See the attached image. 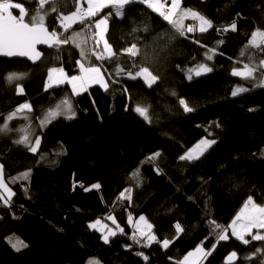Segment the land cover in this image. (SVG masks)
Returning a JSON list of instances; mask_svg holds the SVG:
<instances>
[{
	"label": "trees",
	"instance_id": "obj_1",
	"mask_svg": "<svg viewBox=\"0 0 264 264\" xmlns=\"http://www.w3.org/2000/svg\"><path fill=\"white\" fill-rule=\"evenodd\" d=\"M12 2L27 9L26 22L38 6L37 0ZM180 4V10L199 12L213 27L180 35L145 0L125 5L121 16L109 5L86 22L93 25L88 30L93 32L95 22L107 17L106 37L118 53L134 42L142 49L147 46L149 56L156 49L160 58L150 66L161 80L152 87L118 72L117 65L125 72L135 71L127 55L81 61L80 49L71 43L61 47L59 56L54 47H41L36 62L0 56V124L19 105H32L31 112L25 110L9 122L13 131L0 133V163L13 190L8 203L0 198V264H89L93 258L103 264H183L191 250L200 246L209 250L213 245L211 255L199 264H229L232 252L237 258L231 264H260L264 259L252 255L264 250V241L247 235L250 243L244 244L230 232L227 241L217 243L209 227L214 220L227 228L249 196L264 205V87L256 86L258 80L232 74L245 64L257 66L264 60V51L249 46L253 31L264 30V0H181ZM73 10V0H62L61 11ZM12 12L18 15L19 10ZM55 17L48 15L45 24L62 36L86 27L76 23L64 33ZM185 21L186 26L198 22L191 17ZM233 22L236 31L223 30ZM162 45L166 47L160 52ZM92 47L89 37L87 48ZM78 61L101 66L108 77L107 90L94 87L74 95L68 82L45 90L50 69L76 75ZM201 64L213 70L199 76L189 73ZM10 73L26 75L9 83ZM254 75L259 78L261 71ZM18 84L23 93H18ZM238 85L250 90L232 96ZM66 97L73 102L76 117L58 116L41 127L47 111ZM179 99L194 111L185 112ZM137 105L149 109L152 123L134 111ZM22 128L30 140L40 139L36 153L15 143L23 135L17 129ZM204 136L216 144L198 160H181ZM155 152L161 156L149 161ZM28 170L29 178H21ZM137 170L139 184L133 178ZM94 184L100 188H92ZM125 189L132 190L131 199L120 197ZM109 215L115 216L123 233L117 231L105 243L102 232L90 225ZM131 215H145L157 241L173 243L167 248L157 242L146 246L147 238L129 222ZM177 223L182 233L177 234ZM134 233L141 243L132 239ZM10 240L27 246L16 251Z\"/></svg>",
	"mask_w": 264,
	"mask_h": 264
},
{
	"label": "snow or ice",
	"instance_id": "obj_2",
	"mask_svg": "<svg viewBox=\"0 0 264 264\" xmlns=\"http://www.w3.org/2000/svg\"><path fill=\"white\" fill-rule=\"evenodd\" d=\"M85 0H73L74 10L68 14L61 11L62 0H37L38 6L34 10V14L29 16V22H25V16L28 15L27 9L21 3H13L12 0H0V56L5 57H27L33 62L40 60L42 53L37 50V45H48L49 47H54L57 50V56H59V50L63 45L73 44L80 49L81 61H88L89 57H94L97 60L104 59H118L119 56L127 55L130 60H132V67L135 71L125 72L122 67L117 65L118 72H123L131 79L141 78L148 87H152L161 77L158 73H154L151 70V63H155L159 60V54L156 49H152V55L149 56V50L147 46L142 49L138 43H131L129 46L116 52L112 45L108 42L106 38L107 32V17L100 19L95 22L94 28L97 31L89 32L88 30L93 27L91 23H86L89 17H95L103 8L109 5L116 9L115 15L121 16L123 14V9L125 5L134 3L135 0H86L87 7H84ZM150 7H153L156 11L160 12L165 20L169 22L171 27L175 32L180 35H184L186 32L191 33L194 31L192 26H186L184 20L191 17L199 22V31L205 32L209 28L213 27L212 21L204 17L199 12L192 9H184L182 11H177L180 7L181 0H170L171 10L165 13L161 11L164 7L163 4L159 3V0H146ZM47 6V7H46ZM18 9V15H13L11 9ZM56 14V20L59 21V25L64 33H69L73 25L79 23L81 25H86L84 31H71L69 35L62 36V34L57 33V31H49L45 24V19L48 15ZM229 28L232 31L237 30V24L233 22L230 26L224 28V31H228ZM91 38L93 41V47L91 49L87 48V40ZM249 46L264 51V30L256 29L251 34L249 41ZM166 45L159 46L160 52H163ZM244 55V52H242ZM137 58H140L137 60ZM211 59V57H209ZM251 59V58H250ZM78 61L81 75L68 76L64 72L63 68H52L48 73V81L45 86L47 91L55 85H59L68 82L72 86V92L74 95H79L81 92L87 91L88 87L93 84H101L105 90L108 88V83L104 79V75L101 73L100 66H92L89 63L88 67H85V63ZM147 62V63H146ZM213 69L208 67L206 64H201L198 66V70L190 69L189 73L195 71V75L199 76L203 72H211ZM258 70L261 71V75L257 78L254 73ZM57 74V75H53ZM232 74L234 76H240L246 80L257 81V87H264V60L260 61L257 66L250 67L248 64L243 66V69H234ZM24 73H10L7 76L9 83L14 81H19L25 78ZM189 80L193 77L191 74L187 76ZM250 89L246 87H237L232 91V96H237L240 93L248 92ZM18 93H23L24 89L21 85H17ZM175 95V93H172ZM179 104L183 107L185 112H192L194 108L190 107L189 104L184 99H179ZM27 110L32 111V105L29 103H24L19 105L13 112L8 114L6 120L3 124H0V133H8L13 131L9 127V122L16 118L18 114ZM147 123H152L151 116L149 115V109L147 107H142L137 105L134 109ZM58 116H63L65 119H74L76 117V111L73 107L70 98H64L59 104L54 108L49 109L45 114L44 119L41 120V127L46 126L47 123H51ZM220 125L217 124V127ZM23 133L20 139L16 140L15 143L23 144L29 149V151L36 153L39 145L40 139L37 137L34 141L30 140L29 133L27 129H17ZM214 144H216L215 139L204 138L201 139L193 148L187 150L183 156L180 157L181 160L195 161L200 159ZM160 152H155L148 158L149 161L155 160L160 157ZM4 165L0 163V188H4L9 192L8 199L11 198L13 193L7 188L4 182ZM159 171V169H157ZM30 176V170L21 174V178L27 180ZM133 178L139 184L141 177L139 170L133 173ZM15 179V178H13ZM82 187V185H81ZM92 188L99 189V184L92 185ZM88 190V189H86ZM131 189H125L124 192L120 194L123 199H131ZM127 193V195H125ZM7 203V201H5ZM113 223H116L115 218H111ZM132 217L129 216V221L131 222ZM139 220L143 222L144 227L139 228L140 237H146L148 244L150 246L151 242L162 243L163 247L167 248L169 244L173 243L172 240L164 239L162 242L157 241V237L152 234L153 225L147 222L146 217L140 216ZM96 224H100L97 220ZM96 224L90 225V227H95ZM209 227L212 228L213 233L216 236L217 243L221 241H227L229 237V230L231 235L236 237L238 240L242 241L244 244H249L250 241L246 239V235L251 236L253 241H264V233L256 231L253 233V229H264V205L258 204L254 199L249 196L244 206L241 208L240 212L237 214L235 219H233L231 225L227 228L217 224L214 220L209 221ZM119 228V225H117ZM177 234L184 231L183 227L177 223L175 225ZM120 233H123V229L119 228ZM117 233L115 231L109 230L107 234L103 236L104 242H109L110 236H115ZM132 239L136 243H141V240L137 238L135 233ZM10 243L11 240L9 241ZM27 245L22 242L12 243V247L16 251H20L21 247H26ZM215 245L212 249L205 250L202 246L197 247L195 253H189L188 256L184 258V264H189V258L194 255H199L202 257L210 256L214 250ZM264 255V250L257 249L253 256ZM137 255L143 256V253H137ZM144 260L147 261L148 257L143 256ZM237 258V253L232 252L227 260L229 264ZM251 257H246L245 259H250ZM89 264H99L98 261H89ZM260 264H264V259L261 260Z\"/></svg>",
	"mask_w": 264,
	"mask_h": 264
},
{
	"label": "rangeland",
	"instance_id": "obj_3",
	"mask_svg": "<svg viewBox=\"0 0 264 264\" xmlns=\"http://www.w3.org/2000/svg\"><path fill=\"white\" fill-rule=\"evenodd\" d=\"M181 5V4H180ZM171 8V7H170ZM11 11H12V9H11ZM177 11L179 12V10L177 9ZM195 11V10H194ZM197 12V11H196ZM189 26H192L193 28H194V31L195 30H199V22H193V23H189L188 24ZM107 28H108V20H107ZM107 38V37H106ZM89 65H85V67H88ZM92 66H99V65H96V64H94V65H92ZM101 67V66H100ZM58 68V67H57ZM64 70V72L65 73H67V71L65 70V69H63ZM195 70H198V68H196ZM101 73L104 75V79H105V81L108 83V77H107V75H106V73L104 72V70H103V68L101 67ZM203 73H205V72H203ZM202 73V74H203ZM194 74H195V71H194ZM54 76L55 75H57V74H53ZM67 75L70 77V76H75V75H69L68 73H67ZM76 75H81V72L79 73V74H76ZM48 81V80H47ZM66 83V82H65ZM70 84V83H69ZM55 85V84H54ZM71 85V84H70ZM239 86V85H238ZM238 86H236V88L238 87ZM94 87H96V88H101V89H103L104 87L101 85V84H96V83H93V84H91L89 87H88V89L87 90H92ZM239 87H242V86H239ZM71 88H72V86H71ZM235 88V89H236ZM66 98H68V97H66ZM64 99V98H63ZM62 99V100H63ZM61 100V101H62ZM60 101V102H61ZM59 102V103H60ZM72 102V101H71ZM72 104H73V102H72ZM74 107V106H73ZM18 116H21V113L20 114H18ZM45 117V116H44ZM44 117L42 118V119H44ZM204 138H208V139H213V138H211V137H208V136H204V137H202L201 139H204ZM200 139V140H201ZM200 140H198L191 148H193ZM190 148V149H191ZM3 179H4V175H3ZM4 182H5V184L7 185V188L8 189H10L11 190V192L13 193V190H12V188L9 186V184L5 181V179H4ZM125 195H127V193L125 194ZM12 196V195H11ZM8 197H9V192L8 191H6L4 188H0V198H1V200L4 202V203H6L5 201H7V203L9 202V200L10 199H8ZM247 201V200H246ZM245 201V202H246ZM245 204V203H244ZM244 204L241 206V208L244 206ZM241 208L239 209V211L236 213V215L234 216V218L233 219H235V217L237 216V214L240 212V210H241ZM141 216H144V217H146L145 215H141ZM115 218V216L114 215H109L108 217H105V218H98V219H96V220H94V221H92L91 222V225H94V224H96V221L97 220H99L100 221V224H96V226L94 227V228H97V229H99L101 232H102V234H103V236L105 235V234H107L108 232H109V230H112V231H115V232H117V231H119V228H121V226L118 224V222L116 221V218H115V221H116V223H113V220L111 219V218ZM131 217H132V220H131V222H130V224L134 227V229H135V231L137 232V234H139V228H143L144 227V224H143V222H141L140 220H139V217H134L133 215H131ZM146 219H147V222L148 223H151L149 220H148V218L146 217ZM233 219H232V221H233ZM232 221L230 222V224L229 225H231V223H232ZM117 225H119V228H117ZM260 231L261 233H264V229H260V230H257V229H253V231ZM152 231V234H154V232H153V230H151ZM231 231L229 230V233H230ZM228 233V234H229ZM155 235V234H154ZM247 236V235H246ZM246 238V237H245ZM90 261H98L99 262V264H103L102 262H100L98 259H96V258H93V259H91Z\"/></svg>",
	"mask_w": 264,
	"mask_h": 264
},
{
	"label": "crops",
	"instance_id": "obj_4",
	"mask_svg": "<svg viewBox=\"0 0 264 264\" xmlns=\"http://www.w3.org/2000/svg\"><path fill=\"white\" fill-rule=\"evenodd\" d=\"M145 2H146V0H145ZM154 2H155V0H154ZM146 3H148V2H146ZM159 3H161V0H159ZM148 4H149V3H148ZM84 7H85V8L87 7L86 0H85V2H84ZM170 7H171V4H170ZM152 8H153V7H152ZM153 9H154V8H153ZM154 10H155V9H154ZM170 10H171V8H170ZM178 10H179V11H182V10H180V7L178 8ZM161 11H162V9H161ZM189 18H190V17H189ZM184 22L186 23L185 20H184ZM196 249H197V248H196ZM196 249L191 250L190 252H188L186 256H188L189 253H195V250H196ZM205 250H206V249H205ZM186 256H185V257H186ZM185 257H184V258H185ZM184 258H183V260H182V263H183V264H184ZM203 258H204V257H202V256L194 255V256H192V257L189 258V264H199Z\"/></svg>",
	"mask_w": 264,
	"mask_h": 264
},
{
	"label": "built area",
	"instance_id": "obj_5",
	"mask_svg": "<svg viewBox=\"0 0 264 264\" xmlns=\"http://www.w3.org/2000/svg\"><path fill=\"white\" fill-rule=\"evenodd\" d=\"M161 4L164 5V7L162 8V11H164L165 13L170 11V3L168 0H161Z\"/></svg>",
	"mask_w": 264,
	"mask_h": 264
},
{
	"label": "water",
	"instance_id": "obj_6",
	"mask_svg": "<svg viewBox=\"0 0 264 264\" xmlns=\"http://www.w3.org/2000/svg\"><path fill=\"white\" fill-rule=\"evenodd\" d=\"M13 15H16V14H14L13 13ZM26 22V21H25ZM41 47H49L48 45H43V44H41V45H37V50L38 51H40L41 53H42V51H41ZM8 58H21V59H27V60H30V59H28L27 57H20V56H16V57H8ZM31 61V60H30Z\"/></svg>",
	"mask_w": 264,
	"mask_h": 264
}]
</instances>
